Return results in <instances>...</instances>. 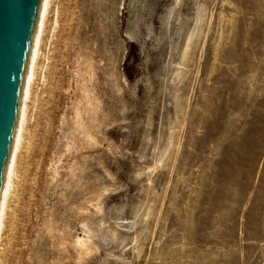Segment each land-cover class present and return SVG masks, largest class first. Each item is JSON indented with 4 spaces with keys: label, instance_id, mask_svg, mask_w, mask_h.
Returning a JSON list of instances; mask_svg holds the SVG:
<instances>
[{
    "label": "rangeland",
    "instance_id": "rangeland-1",
    "mask_svg": "<svg viewBox=\"0 0 264 264\" xmlns=\"http://www.w3.org/2000/svg\"><path fill=\"white\" fill-rule=\"evenodd\" d=\"M51 19L0 264H264V0Z\"/></svg>",
    "mask_w": 264,
    "mask_h": 264
},
{
    "label": "water",
    "instance_id": "water-1",
    "mask_svg": "<svg viewBox=\"0 0 264 264\" xmlns=\"http://www.w3.org/2000/svg\"><path fill=\"white\" fill-rule=\"evenodd\" d=\"M55 0H0V232Z\"/></svg>",
    "mask_w": 264,
    "mask_h": 264
},
{
    "label": "bare ground",
    "instance_id": "bare-ground-1",
    "mask_svg": "<svg viewBox=\"0 0 264 264\" xmlns=\"http://www.w3.org/2000/svg\"><path fill=\"white\" fill-rule=\"evenodd\" d=\"M180 2V0H175V5H178V3ZM180 6V5H179ZM178 6V7H179ZM173 8H175V7H173ZM172 8V9H173ZM169 10V12H168V14H167V16H166V21L169 23V21L171 20V18H172V15L174 14V12H173V10ZM177 9V8H176ZM52 20V19H51ZM52 22H53V20H52ZM51 23V22H50ZM51 25L53 26V24L51 23ZM50 26V25H49ZM52 26H50V27H52ZM54 27V26H53ZM55 28V27H54ZM189 37H190V35H189ZM189 39L190 38H188L186 41H185V43H183V44H179L178 45V48H177V52L179 51L180 52V54H181V57L183 58V60L182 61H184V60H186V59H184L186 56H187V54H188V52L190 51V50H192V49H189V48H191L190 47V42H189ZM47 43V42H46ZM193 44V43H192ZM195 44V43H194ZM191 46H194V45H191ZM194 48V47H193ZM190 53V52H189ZM192 53V52H191ZM180 54H178V56L180 55ZM194 55V54H193ZM188 56H190V55H188ZM180 57V58H181ZM190 59V58H189ZM180 60V59H179ZM188 60V59H187ZM189 61V60H188ZM187 61V62H188ZM178 63V62H177ZM43 69V68H42ZM190 72V71H189ZM174 74H175V72H174ZM189 74V73H188ZM174 77V76H173ZM182 82V81H181ZM30 116V114H28V119H27V123H28V121H29V117ZM27 123H26V125H27ZM25 131H26V127H25ZM25 131H24V135H23V139H22V144H21V148H20V152H22V147H24V146H22L23 145V142H24V140H25ZM20 152H19V156H18V160H17V165H16V169H15V173H14V177H13V181H12V185H11V190H10V194H9V198H8V202H7V206H6V211H5V215H4V219H3V223H2V227H1V232H0V245L2 246L3 244H1V243H3L2 241V235L4 234V227H5V225L8 223L6 220H7V216H8V211H9V209H10V202H11V195H12V193H13V190H14V187H15V184H16V178H17V176H18V161H19V163H20V159H22V158H20ZM46 152V151H45ZM7 226V225H6ZM28 229V228H27ZM28 231V230H27ZM26 231V232H27ZM3 233V234H2ZM2 240V241H1ZM84 243H86L87 245H88V247L90 246V242L88 241V242H84ZM2 247H0V249H1ZM0 252H1V250H0ZM1 254V253H0Z\"/></svg>",
    "mask_w": 264,
    "mask_h": 264
}]
</instances>
